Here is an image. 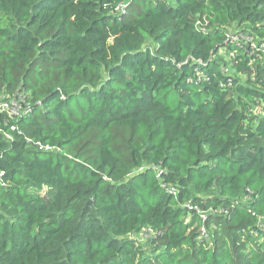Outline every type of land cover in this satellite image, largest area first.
<instances>
[{
  "label": "trees",
  "instance_id": "16d2710c",
  "mask_svg": "<svg viewBox=\"0 0 264 264\" xmlns=\"http://www.w3.org/2000/svg\"><path fill=\"white\" fill-rule=\"evenodd\" d=\"M3 99L0 264H264V0H0Z\"/></svg>",
  "mask_w": 264,
  "mask_h": 264
},
{
  "label": "built area",
  "instance_id": "2783aa9c",
  "mask_svg": "<svg viewBox=\"0 0 264 264\" xmlns=\"http://www.w3.org/2000/svg\"><path fill=\"white\" fill-rule=\"evenodd\" d=\"M229 37L232 39V41H240V40H244L245 37L244 35H237V33H230ZM248 40H252L251 38H249ZM19 100H14V101H8L6 99L0 100V108L1 111L6 112L9 116H14V115H20V105L18 103ZM13 130H15L16 128L13 127ZM41 149L43 148V146L40 147ZM203 218L206 219V217L203 215ZM203 236L206 237V229L204 227L201 228Z\"/></svg>",
  "mask_w": 264,
  "mask_h": 264
},
{
  "label": "rangeland",
  "instance_id": "374dc122",
  "mask_svg": "<svg viewBox=\"0 0 264 264\" xmlns=\"http://www.w3.org/2000/svg\"><path fill=\"white\" fill-rule=\"evenodd\" d=\"M141 236H142V238L140 237V236H138L140 239V241H143V242H146V235L143 233V234H141Z\"/></svg>",
  "mask_w": 264,
  "mask_h": 264
},
{
  "label": "water",
  "instance_id": "95a60500",
  "mask_svg": "<svg viewBox=\"0 0 264 264\" xmlns=\"http://www.w3.org/2000/svg\"><path fill=\"white\" fill-rule=\"evenodd\" d=\"M89 204V203H88Z\"/></svg>",
  "mask_w": 264,
  "mask_h": 264
}]
</instances>
